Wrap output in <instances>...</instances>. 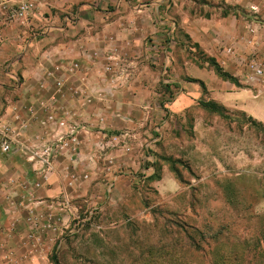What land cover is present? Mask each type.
<instances>
[{
  "label": "rangeland",
  "instance_id": "374dc122",
  "mask_svg": "<svg viewBox=\"0 0 264 264\" xmlns=\"http://www.w3.org/2000/svg\"><path fill=\"white\" fill-rule=\"evenodd\" d=\"M152 40L151 35L139 39L136 54L125 47L119 52L116 46L109 45L113 44L111 41L107 42L109 46L94 69L81 60L60 55L55 60L48 52L47 39L37 40L42 51L33 58L37 67L31 70V76L38 80V86L27 90L44 97L42 101L59 100L61 116L55 120L60 126L59 134L54 131L16 139L18 133L12 130L10 134L5 127L4 131L0 129V148L7 138L12 149L23 148L26 160L32 162L31 170L47 180L46 159L53 164V159L64 155V160L82 161L85 154L75 139L78 132L76 114L72 112L76 106L81 107L83 102L87 107L94 97L105 96V101H110L106 106L113 101L118 108L119 121L116 126L95 127L97 138L91 141L90 151L101 160L102 155H108L110 161L120 157L122 165L112 169L117 178L101 176L90 182L85 176L87 171L104 175L106 171L94 166L85 168L82 178L66 176V170L53 171L56 194L61 195L50 205H55L57 212L19 215L28 224L36 222V226H27L17 233L25 239L51 236V247H41L48 251L51 264H264V123L241 111H216L205 104L209 101H204L208 100L204 91L196 103H176L171 107L181 92L176 86L168 91L165 85L171 79L183 78L178 63L183 53L174 48V38L167 45L163 42L162 49H147L154 44ZM7 63L2 64V78L10 69ZM18 72L23 80L26 76ZM132 95L142 99L132 104L137 108L136 115L122 108L123 100ZM67 97L71 112L60 103ZM166 98L172 102H163ZM200 99L203 100L199 103ZM42 107L48 114L49 108ZM48 119L53 121L54 114ZM164 131L179 142L165 141L161 134ZM197 137L201 144H197ZM70 141L71 145H67ZM45 147L52 148L51 155L44 153ZM241 158H249L248 167L233 165V160ZM126 172L134 176L125 177ZM165 174L174 176L180 193L159 192L157 184ZM203 174L214 177L202 180ZM31 185L29 181L12 183L10 193L35 194ZM41 185V181L33 182L36 188ZM6 186L0 184V194H6ZM174 188L175 182L165 184L170 192ZM63 194H107L104 205L110 209L95 208L91 215L89 211L69 215L67 206L82 209L87 203L76 197L73 203L67 202ZM30 203L18 200L16 205L27 209ZM50 220L56 224L55 234L48 231L49 227L47 231L38 227ZM221 228L225 230L222 234L209 236L210 230ZM7 235L9 232L0 230V238Z\"/></svg>",
  "mask_w": 264,
  "mask_h": 264
},
{
  "label": "crops",
  "instance_id": "0c3cea01",
  "mask_svg": "<svg viewBox=\"0 0 264 264\" xmlns=\"http://www.w3.org/2000/svg\"><path fill=\"white\" fill-rule=\"evenodd\" d=\"M8 1L17 2V0ZM33 1L36 8L27 20L20 21L0 15V71L3 63L8 62L7 66L10 65L4 78L0 72V129L4 131V128L8 127L10 134L12 130L15 131L18 133L16 139L21 135L41 136L54 131L59 134L60 126L55 121L61 116L59 100L56 103L42 101L44 97L40 98L34 90H27L38 86V80L31 76V70H36L37 67L33 58L42 51L39 47L40 43L37 44L38 39H47L50 45L48 52L55 60L60 59L58 58L60 55L72 61L81 60L88 64L89 69H94L95 65L100 63L99 56L105 54V48L109 45L116 46L119 52L125 47L136 54L138 40L146 36L151 35L154 43L147 49H162L163 42L167 45L174 38V48L180 49L181 54L183 53L178 59L183 78L171 79V84L177 83L178 93H181L174 102L167 98L163 102L166 104L172 102L171 107L176 103L190 105L196 103L201 92L204 91L208 99L204 101L216 102L231 111H241L248 117L264 123L262 111L264 72L256 73L259 67L264 70V18L250 13L246 0ZM52 9H56L55 13L47 15L46 11ZM110 41L113 44L108 45L107 42ZM189 54L193 57H189ZM210 58L235 80L222 77L209 62ZM18 71H21L22 76H26L23 80L19 79ZM5 86L8 88L7 91H4ZM68 99L70 97L65 100L60 99V103L71 112V103ZM105 99V96L94 97L87 107L83 102L81 107L76 106V110L72 112L76 114L74 121L77 123L78 134L75 139L85 154L82 161H74L72 158L64 160V155H59L57 160L53 159L52 169L48 170L49 176L47 174L49 181L42 179L38 172L31 170L32 162L26 160V155L22 152L23 148H13L9 152H3L0 148V184L4 183L9 188L6 194H0V230L9 232V235L0 238V264L52 263L48 258V251L41 249L42 246L51 247L53 242L51 236L44 238L42 235L38 237L33 235V238L25 239L17 232L25 231L27 226H36V222L28 224L25 219L18 218L19 215L29 212L33 215L43 212L52 215L57 212V207L50 205L61 195L56 194L58 187L53 178V171L66 170V176L69 174L72 178L75 175L77 178H82L85 168L94 166L99 168V171L103 168L106 171L105 175L103 172L93 174L87 171L85 176L88 182L92 178L101 176L105 179L117 178V175L112 173L114 171L112 169L121 166L122 159L116 157L110 161L108 155H102L101 160L94 158L96 154L90 151L91 141L97 138L95 127L116 126L119 121L116 114L118 108L113 106V101L109 107L106 106L110 101L107 102ZM141 100L139 96L132 95L129 99L123 100L122 108L136 115L137 108L132 104ZM202 100L200 99L199 103ZM42 105L49 108L48 114ZM31 107L33 111L30 110ZM53 114L55 119L50 121L48 117H53ZM42 121L49 124L44 126ZM161 134L167 142H179L176 136H170V132L164 131ZM71 143V141L67 142V145ZM199 143L201 144V139L197 137V144ZM90 156L91 158H88ZM89 159L93 161L90 162ZM217 161L221 164L219 159ZM236 163L248 167L249 158L233 160V165ZM127 173L129 172L125 173L127 178L134 176L126 175ZM208 177L214 176L203 174L201 179ZM36 180L42 182L41 187L33 186ZM18 181H29L35 194L10 193V185ZM168 181L175 182L173 192L165 189ZM47 182L53 184L46 187ZM179 187L174 176L168 174H165L157 184L161 194H178ZM86 189H83L84 193ZM63 195L67 202L73 203L76 197L87 203L82 209L73 205L67 206L65 210L69 215L80 211L82 213L89 211L91 215L95 208L101 211L110 209L104 205L107 194ZM18 200L30 201L29 208H18L16 205ZM91 204L97 206L91 207ZM40 226L45 227V231L49 227L48 231L53 234L57 231L56 224L52 223V220L49 223H41L38 227ZM97 227L107 226L97 225Z\"/></svg>",
  "mask_w": 264,
  "mask_h": 264
},
{
  "label": "built area",
  "instance_id": "2783aa9c",
  "mask_svg": "<svg viewBox=\"0 0 264 264\" xmlns=\"http://www.w3.org/2000/svg\"><path fill=\"white\" fill-rule=\"evenodd\" d=\"M250 13L255 16H261L264 18V0H246ZM33 0H17V2L10 3L8 0H0V15H6L7 17L18 19L20 21L27 20L34 11ZM174 31V30H173ZM171 31V33L173 32ZM172 35V34H171ZM263 68L256 69L257 74H263ZM50 118H53L50 116ZM12 149V142L8 138L4 140L2 144V151L9 152ZM44 153L47 155L52 154V148L45 147ZM48 170L52 169L51 159L45 160Z\"/></svg>",
  "mask_w": 264,
  "mask_h": 264
},
{
  "label": "trees",
  "instance_id": "16d2710c",
  "mask_svg": "<svg viewBox=\"0 0 264 264\" xmlns=\"http://www.w3.org/2000/svg\"><path fill=\"white\" fill-rule=\"evenodd\" d=\"M176 31V30H175ZM209 62L215 67L216 71L224 78H228V79H231V80H235L233 78L232 75H230L229 73L223 71V69L215 62L214 59L210 58ZM173 86H178L177 83H168L165 85V88L166 90L170 91V89L173 87ZM204 102V101H203ZM205 104H208V105H211L213 106V108L216 110V111H219V110H226V108L216 102H213V101H209V102H205ZM225 230L224 229H212L210 230V233H209V236L210 237H216L220 234H222Z\"/></svg>",
  "mask_w": 264,
  "mask_h": 264
}]
</instances>
